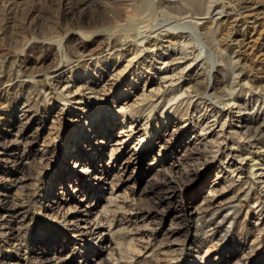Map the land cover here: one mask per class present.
<instances>
[{
    "label": "rangeland",
    "instance_id": "374dc122",
    "mask_svg": "<svg viewBox=\"0 0 264 264\" xmlns=\"http://www.w3.org/2000/svg\"><path fill=\"white\" fill-rule=\"evenodd\" d=\"M0 264H264V0H0Z\"/></svg>",
    "mask_w": 264,
    "mask_h": 264
},
{
    "label": "bare ground",
    "instance_id": "6f19581e",
    "mask_svg": "<svg viewBox=\"0 0 264 264\" xmlns=\"http://www.w3.org/2000/svg\"><path fill=\"white\" fill-rule=\"evenodd\" d=\"M210 12H211V11H210ZM216 12L219 13V14H220V13H223L221 10H217ZM209 15H210V14H209ZM206 17H207V16H206ZM210 17H211V16H210ZM200 18H204V16H202V17H200ZM204 19H205V18H204ZM198 20H199V19H198ZM201 23H202V22H201ZM90 54H92V53H90ZM90 54H89V56H90ZM86 56H87V55L84 54V50H83V51H82V54H81V57L84 58V57H86ZM176 61H177V60H176ZM100 143H101V145H100V148H101V149L99 150V152L104 153V152H105V149H104V147H103V146H104V145H103L104 142H100ZM119 143H120V142H119ZM91 157H92V159H95V158L97 157V152H96V153H92V154H91ZM79 160H80V159H79ZM83 170H84V169H83ZM85 170H86V168H85ZM79 220H80V219H79ZM82 220H83V219H82Z\"/></svg>",
    "mask_w": 264,
    "mask_h": 264
}]
</instances>
